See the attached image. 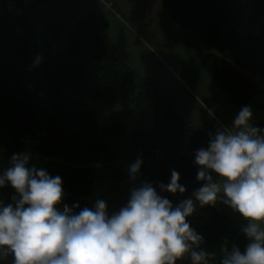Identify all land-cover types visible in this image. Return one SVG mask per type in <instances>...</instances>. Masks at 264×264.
<instances>
[{
    "label": "trees",
    "instance_id": "16d2710c",
    "mask_svg": "<svg viewBox=\"0 0 264 264\" xmlns=\"http://www.w3.org/2000/svg\"><path fill=\"white\" fill-rule=\"evenodd\" d=\"M52 1L0 0V174L13 153H31L30 164L62 178L64 203L93 207L107 181L125 179L116 162L129 134L134 156L143 159L142 180L167 183L175 168L186 193L160 194L174 205L190 196L201 183L194 152L207 147L215 131L185 126L155 82L137 90L107 22L96 15L75 24L59 55L52 52L57 31L47 28L43 43L32 44L34 28L25 13ZM162 3L186 32V45L201 41L215 50L202 56V70L238 111L249 106L253 124L264 129V0ZM65 90L120 109L110 115L86 111L63 99ZM13 195L10 185L0 189L4 203ZM223 206L220 200L215 206L197 202L187 218L203 236L199 248L211 254L209 264H220L223 246L243 251L248 243L241 232L246 221L220 213Z\"/></svg>",
    "mask_w": 264,
    "mask_h": 264
},
{
    "label": "clouds",
    "instance_id": "9594fccd",
    "mask_svg": "<svg viewBox=\"0 0 264 264\" xmlns=\"http://www.w3.org/2000/svg\"><path fill=\"white\" fill-rule=\"evenodd\" d=\"M252 121V109L242 106L231 129L210 133L207 147L195 150L201 183L190 196L174 205L160 194L186 193L173 168L167 183L131 187L126 204L111 214L104 199L93 207H70L59 175L30 164L31 153H13L0 174V189L10 185L15 192L11 202L0 200V261L11 256L12 264H178L187 256L191 264H209L211 254L199 248L203 236L187 218L197 202L215 206L220 200L246 221L241 232L248 240L243 251L223 246L220 264H264V129ZM142 165L140 157L128 165L131 181Z\"/></svg>",
    "mask_w": 264,
    "mask_h": 264
},
{
    "label": "crops",
    "instance_id": "0c3cea01",
    "mask_svg": "<svg viewBox=\"0 0 264 264\" xmlns=\"http://www.w3.org/2000/svg\"><path fill=\"white\" fill-rule=\"evenodd\" d=\"M36 11L37 14L32 16L33 19L29 21L27 13L32 14ZM87 15H96L107 22L108 37L116 46L117 56L127 66L130 65L127 44L130 37H134V28L145 27L152 33L166 36L175 43L185 44L187 37L186 32L173 20L162 0H53L43 7L25 13L26 19L33 25L34 33L39 30L41 43H33L34 37H32V44L41 45L43 43L47 38L45 32L47 28L50 31H57L58 36L53 44L52 52L54 55H59L67 45L68 33L81 18ZM187 70L189 74L183 73L184 77L187 78V80L185 79L186 82H180L181 79L177 78L178 80H176L170 77V81L175 85L174 88L171 86L163 90L158 86L160 92L170 101L183 124L187 127H194L189 123L187 117L188 122H185V116L182 114V110L185 109L182 106L185 102L183 95H187L193 100L195 113L197 118H200L196 127L213 129L214 131L231 129L232 121L238 110L230 104L201 67L197 71L195 68L192 71ZM133 79H135L134 75ZM142 88L136 89L140 91ZM201 98L202 100H200ZM135 159L128 134L122 140L121 151L116 162L118 169L125 175V179L107 181L101 197L107 202V210L110 214L118 211L121 206L126 204L131 187L138 186L143 182L141 174L137 176L136 181L129 179L127 168ZM218 210L224 215L237 220H244L225 204ZM0 264H12L11 256L0 261ZM178 264H191V260L186 256L182 261H178Z\"/></svg>",
    "mask_w": 264,
    "mask_h": 264
},
{
    "label": "rangeland",
    "instance_id": "374dc122",
    "mask_svg": "<svg viewBox=\"0 0 264 264\" xmlns=\"http://www.w3.org/2000/svg\"><path fill=\"white\" fill-rule=\"evenodd\" d=\"M36 14L37 11L32 14L27 13V19L31 21L33 19L32 16ZM133 32L134 37H130L127 44V55L130 62L128 67L134 75L137 89H141L148 81H154L163 90L171 86L174 88L175 85L170 81V77L176 80L181 79L180 82H186L185 79L187 80V78L184 77L183 73L189 74L187 69L192 71L195 68L197 71L201 67L200 61L204 54L216 53L209 44L201 41L192 45L175 43L166 36L152 33L145 27L134 28ZM38 33L39 30H36L33 36V43H41ZM195 92L200 98L198 92L196 90ZM62 98L67 101L79 103L86 111L107 115L120 109L118 105H111L87 97L76 96L67 90L63 92ZM183 98L185 102L182 106L185 109L182 110V114L185 116V122L189 121L190 124L194 125V127H191L198 128L196 125L200 118H197V114L195 113L194 102L187 95H183ZM203 101L205 102V100Z\"/></svg>",
    "mask_w": 264,
    "mask_h": 264
}]
</instances>
